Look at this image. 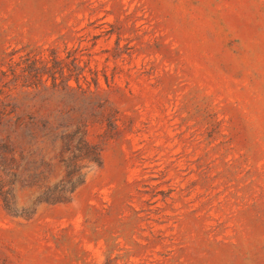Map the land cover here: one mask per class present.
Listing matches in <instances>:
<instances>
[{
    "label": "rangeland",
    "instance_id": "rangeland-1",
    "mask_svg": "<svg viewBox=\"0 0 264 264\" xmlns=\"http://www.w3.org/2000/svg\"><path fill=\"white\" fill-rule=\"evenodd\" d=\"M73 52L116 128L67 203L35 207L31 158L2 175L0 264H264V0H0L3 157Z\"/></svg>",
    "mask_w": 264,
    "mask_h": 264
},
{
    "label": "trees",
    "instance_id": "trees-1",
    "mask_svg": "<svg viewBox=\"0 0 264 264\" xmlns=\"http://www.w3.org/2000/svg\"><path fill=\"white\" fill-rule=\"evenodd\" d=\"M68 57L71 61L67 74L61 62L54 59L56 70L51 91L55 100L49 114H43L47 105L42 102L37 109L40 115L31 116L27 121L17 117L4 121L6 150L4 157L0 154V161L6 166L0 169V200L8 213L15 212V186L12 182L6 183L2 175L19 176L20 163H27L31 158L38 165L34 170L35 207L67 203L87 175L101 164V149L89 141V129L97 125L111 132L116 128V111L99 94L97 72L90 69L86 72V65L80 67L74 52ZM46 91V87H41L38 93ZM52 168L61 170L60 178L54 183L43 177ZM33 213L34 209L30 213L16 212L25 218Z\"/></svg>",
    "mask_w": 264,
    "mask_h": 264
}]
</instances>
